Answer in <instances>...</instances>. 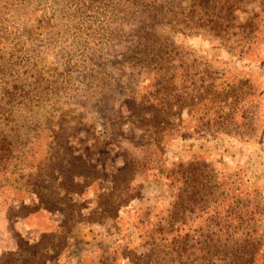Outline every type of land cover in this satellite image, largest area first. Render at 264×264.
<instances>
[{
  "label": "rangeland",
  "instance_id": "374dc122",
  "mask_svg": "<svg viewBox=\"0 0 264 264\" xmlns=\"http://www.w3.org/2000/svg\"><path fill=\"white\" fill-rule=\"evenodd\" d=\"M0 149V264L264 252V0H0Z\"/></svg>",
  "mask_w": 264,
  "mask_h": 264
},
{
  "label": "trees",
  "instance_id": "16d2710c",
  "mask_svg": "<svg viewBox=\"0 0 264 264\" xmlns=\"http://www.w3.org/2000/svg\"><path fill=\"white\" fill-rule=\"evenodd\" d=\"M158 30H154L155 36ZM158 37V36H157ZM2 150V149H0ZM211 239V238H210ZM227 244H225V249L214 252L213 255L208 257V264H217L219 261L222 263L219 264H264V252L262 251V245L260 240L250 235H231L228 236ZM208 241V239H200L198 243ZM221 244L223 241L221 238H213L212 243ZM208 245H210L208 243ZM228 246V247H226ZM216 255V257H215ZM207 261L203 260L201 263H206Z\"/></svg>",
  "mask_w": 264,
  "mask_h": 264
}]
</instances>
